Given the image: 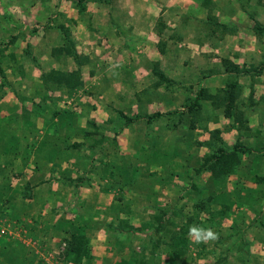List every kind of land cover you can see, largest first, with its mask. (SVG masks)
I'll return each instance as SVG.
<instances>
[{
  "label": "rangeland",
  "instance_id": "374dc122",
  "mask_svg": "<svg viewBox=\"0 0 264 264\" xmlns=\"http://www.w3.org/2000/svg\"><path fill=\"white\" fill-rule=\"evenodd\" d=\"M251 4L264 7V0ZM212 6L211 0H88L79 13L73 0H0V135L42 104V74L76 71L82 82L72 92L47 91L46 104L61 113L58 134L68 138L64 161L37 173L30 164L20 173L21 162L0 144V264H70L64 238L75 221L91 239V258L83 264H166L167 244L180 227L200 219L210 228L205 209L213 210L217 238L194 243L185 234L181 264H264V182L258 179L264 176V70L227 73L238 66L229 56L240 49L228 47L238 26L249 31L244 40L264 44V33L253 29L264 26V8L243 6L234 22L224 7L214 16ZM63 48L71 56L57 51ZM258 50L261 57L250 55L251 65L238 68L264 67V48ZM196 68L204 71L197 79L181 78L182 69L192 75ZM233 83L238 98L230 117L220 101L203 98L189 110L201 89L219 98ZM155 113L160 117L147 119ZM235 144L252 152L233 175L215 183L196 171L206 156ZM210 193L232 196L237 209L221 216L206 201ZM259 210L262 218L253 221ZM126 214L133 227L116 236L112 226ZM161 217L160 231L151 234L146 224L155 227Z\"/></svg>",
  "mask_w": 264,
  "mask_h": 264
},
{
  "label": "trees",
  "instance_id": "16d2710c",
  "mask_svg": "<svg viewBox=\"0 0 264 264\" xmlns=\"http://www.w3.org/2000/svg\"><path fill=\"white\" fill-rule=\"evenodd\" d=\"M87 1L88 0H73V3L77 7L79 13H83L85 11ZM253 29L257 35H261L264 33V26H261L260 24H255ZM57 51H59V53L63 51L66 56H71L70 54H72L69 48H63ZM73 58L76 59V56H73ZM262 69L264 70L263 66L254 68L250 71L240 70L238 66L231 64L227 70V73L239 75L253 72L258 74ZM0 74L3 76V72L1 70ZM159 78L163 82L167 81L163 74H159ZM81 86V76L76 71L66 73L60 70H50L49 72L41 75L40 87L44 89V92L42 94V89L39 90L38 93L41 94H38V97H40L39 99L40 101H42V104H34L35 106L32 107V111H30L27 115V118L24 119L23 124L18 125L16 130L11 129V132L7 136L0 135L1 149L4 150L7 156L12 155V159H18L21 162L22 166H19L20 168L18 169L20 173H22L23 170L30 164L33 165L34 173H37L45 164H54L53 161H64V159L61 158V155L67 153V151L70 150V147L66 144L68 142V138H60L58 134L57 122L61 120V113L56 110H50V107L46 104L50 99V97L47 95V91L51 89L61 90L65 88L68 92H72L75 88ZM227 87L228 89L225 90V92L223 93V97L221 96L222 98L204 95L205 90L201 89L200 91H198L196 98L194 99L193 104L191 105L189 110L193 108H199L198 101L200 98H203L206 100H210V102L214 105H216L217 101H220L222 103L221 105L224 107V116L227 118L230 117V115L233 113V104L234 101L238 98V94L235 93L234 83L228 85ZM160 115L161 114L159 113H155L151 116H148L147 119L151 120L153 118L160 117ZM41 120L43 130H41L42 135H38V133H40L38 132V123ZM234 122H240V117H235ZM66 140L67 142H65ZM251 152L252 151L249 148L240 144H235L230 150L218 148L216 152L204 158L199 166V169L196 171L198 173L208 172L210 182H222L221 180H223L224 177L233 175L235 170L241 165L243 160L242 157L246 154H250ZM258 179L259 181L264 182V176ZM248 200L249 198L246 199V201ZM118 201H121V198L118 199ZM206 201L208 202V204H212V206L216 203L220 207L219 213L221 216H224L228 212L233 211V208L237 209V207H234V200L232 196L219 197L217 194L210 193L206 198ZM195 207L197 212L204 209L203 203L197 204ZM205 210H207L206 214L209 215V227L210 229H212L213 227L210 223L211 221H214L212 214L213 210ZM196 215L198 216V213H196ZM262 215V211L259 210V212L253 216V221H258V219L262 218ZM162 219V217L161 219H155L156 222H158L157 224H155V227L151 225L148 226L146 224V226L150 229L149 231L151 234H156L160 231ZM199 220L200 219H198L196 222H193V219H191L190 225L193 224L205 228V223H200ZM129 222L130 216L128 215L125 216L123 220H119L116 224V226L119 225L118 227L112 226V228L114 229L113 234H116L117 236L118 232L122 230L123 227L132 228L133 226H131ZM75 225L76 227H74L73 232H70L69 238H64L65 249L63 259L65 263L83 264L86 260L91 258V239L86 233V228H82L77 223V221H75ZM179 230L180 232L178 234L171 235L172 238L170 240L172 243L167 244V247L171 252V261L166 264H181L180 262L184 259L186 252L183 247V242L185 240V234L189 232V228L180 227ZM133 232H135L134 229L131 231V233ZM156 241H161V239L158 237ZM243 245L247 246L248 243L244 242ZM227 251H230V249H228Z\"/></svg>",
  "mask_w": 264,
  "mask_h": 264
},
{
  "label": "crops",
  "instance_id": "0c3cea01",
  "mask_svg": "<svg viewBox=\"0 0 264 264\" xmlns=\"http://www.w3.org/2000/svg\"><path fill=\"white\" fill-rule=\"evenodd\" d=\"M225 1L226 2H224V1L222 2V0H211L212 4L216 8V11H214L215 8H214V6H212L213 12H214L213 15L214 16L215 15L220 16L222 14L221 13V8L224 7V8H226V11H227V12H225V14L228 15V17L230 18V20H234V22L236 20H238V18L243 17V13H242L243 10L241 9L243 6H244V8H245V10L247 12L248 11H256V10H259V11L262 12L263 11V8H264L263 6L257 7L256 5L251 4L252 0H225ZM256 2H258V0H256ZM262 2H263V0H262ZM221 4H223V5H221ZM240 14H241V16H240ZM129 15H130V11H129ZM129 15L127 16V18L130 17ZM116 17H117V15H116ZM120 17H123V16H120ZM124 17H126V15ZM236 26H238V25L235 23V27ZM238 28L239 29L236 30L235 36L234 37H231V40L229 41L228 47H229V49L230 48L240 49V52L238 54H230L231 56H229V58H230L231 61L234 60L233 61L234 63L233 62H231V63L236 64L239 67H242L243 65H246V64L247 65H251L249 62H246V58L250 57V55L253 56L254 54H257L259 57H261L262 52H260V50H258V48H264V44L260 43V45L258 46L257 44L256 45L253 44L252 43L253 42L252 40H250V41H248L247 39L244 40L243 37H247L246 35H249V34H247L249 31L247 29L245 31H243V30H241V28L239 26H238ZM243 32H245V34H243ZM211 45L216 50L221 48V42H218V40H216V42H214ZM255 49H257L258 51L255 52ZM235 55H237L238 57H235ZM148 62H150V61L148 60ZM196 69L197 70H194V69L192 70V75L190 74V72L185 73L184 69H182L181 78H183L186 81H188L189 79H192V81L195 80V79H197V77L199 75H201V73L204 72V71L203 70H200L199 68H196ZM188 71H191V70H188ZM262 78H264V77H261L259 79H262ZM198 79H200V78H198ZM201 79H202V76H201ZM199 87H202L203 88L204 85H202L200 83V86ZM248 89H249V87H246L245 90H248ZM168 104H170V102H168ZM132 126H130V127H132ZM2 156L3 155L0 154V157H2ZM113 168L118 170V168L120 169V166L115 165V166L112 167V169ZM116 174H117L118 177L119 176L120 177L123 176V175H118V174H120L119 171H117Z\"/></svg>",
  "mask_w": 264,
  "mask_h": 264
},
{
  "label": "clouds",
  "instance_id": "9594fccd",
  "mask_svg": "<svg viewBox=\"0 0 264 264\" xmlns=\"http://www.w3.org/2000/svg\"><path fill=\"white\" fill-rule=\"evenodd\" d=\"M189 236L193 238L194 243H207L217 238L216 233L212 229H205L196 225L189 227Z\"/></svg>",
  "mask_w": 264,
  "mask_h": 264
}]
</instances>
